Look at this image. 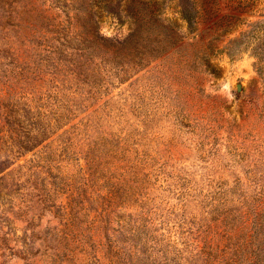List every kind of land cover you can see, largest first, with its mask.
I'll return each instance as SVG.
<instances>
[{
  "label": "rangeland",
  "instance_id": "374dc122",
  "mask_svg": "<svg viewBox=\"0 0 264 264\" xmlns=\"http://www.w3.org/2000/svg\"><path fill=\"white\" fill-rule=\"evenodd\" d=\"M0 264H264V0H0Z\"/></svg>",
  "mask_w": 264,
  "mask_h": 264
},
{
  "label": "trees",
  "instance_id": "16d2710c",
  "mask_svg": "<svg viewBox=\"0 0 264 264\" xmlns=\"http://www.w3.org/2000/svg\"><path fill=\"white\" fill-rule=\"evenodd\" d=\"M185 19L187 20L188 24L190 25L191 24V19L189 17H186V16H185ZM132 36L133 35H131V37ZM129 42L130 41L127 40V41H125V43H121V44H118V43H110L111 44L110 47H108V45H107V51L106 52L107 53L114 52V51L118 50L119 48L126 46ZM115 44H118V45H115Z\"/></svg>",
  "mask_w": 264,
  "mask_h": 264
}]
</instances>
